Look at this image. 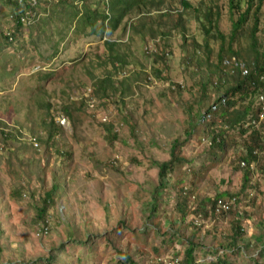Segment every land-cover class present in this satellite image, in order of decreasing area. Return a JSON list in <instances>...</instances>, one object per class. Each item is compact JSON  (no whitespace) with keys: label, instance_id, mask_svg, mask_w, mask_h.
Wrapping results in <instances>:
<instances>
[{"label":"rangeland","instance_id":"rangeland-1","mask_svg":"<svg viewBox=\"0 0 264 264\" xmlns=\"http://www.w3.org/2000/svg\"><path fill=\"white\" fill-rule=\"evenodd\" d=\"M237 1L240 2L241 12L245 11L247 0ZM189 2L193 5L202 2L203 8L210 6L213 11H215L214 5L220 6L223 18L219 29L226 34L238 15L237 11L234 16L228 12V0H189ZM257 2L258 0H254V3ZM91 3L92 0H87L86 4L89 6ZM0 7L3 8V4L0 3ZM154 14L147 15V13L135 11V18L130 20L125 18L112 37V40L120 41V53L127 56L128 60L127 72L124 75H119L117 80L128 77V72H137L140 75L139 83L130 80L131 93L125 99V106L121 110H117L112 103L114 98L100 102L93 100L87 105L80 104L81 101H79L84 92L87 93L88 89H91L90 85H93L91 78L102 77L101 70L97 69V56L103 55V46L99 37L92 36L88 30L83 33L73 32L72 27L65 30L60 21L55 23V30L51 25L47 28L49 38L46 41L40 34V38L34 43L33 34L36 32L34 27L30 31L26 30L27 34L21 33L24 35L16 47L19 54H22L18 56L25 63L20 70H17L16 78L13 81L0 83V119L9 129L15 128L22 132L23 136L20 138L22 143H30L31 129L39 131V115L46 112L54 115L57 107L67 104L70 98L74 104L73 120L68 124L61 125L63 128L59 134L58 148L60 151H68L71 157L63 163L52 148L45 151L44 148L36 147L31 142L32 147L39 148V151L34 154V151L30 149L20 151L19 154L22 158L26 154H33L34 159L39 161L36 164V167L39 168L38 172L29 178L15 179L10 175V172H7V155H4L0 142V247L2 249L0 263L21 264L54 254L57 256V264H109V259L115 257V251L109 244L113 243L115 248H120L126 246L128 242L134 259L140 262L137 252L139 246L136 245V240L145 242L144 247H141L145 252L141 264H148L156 257L165 260L167 257H172L173 253L181 254L180 258L182 257L187 244L175 240L165 250H160L159 255L152 253V245L158 246L159 241L154 239L152 224L144 220L145 212L143 213L147 201L146 191L150 189L148 186L154 184L157 178V170L151 167L150 159L153 157L157 161L167 159V155L157 149L153 143L156 141L159 147L167 148L168 136L183 138L181 131L182 127H185L183 124L186 118L184 106L194 99V95L188 91L191 85V75L186 73L181 63L187 53H184V48L181 47L182 41L177 33L171 37V57L167 62L166 71L162 72L163 76L168 77V81L156 82L152 80V85L142 84L152 65V59H148L143 54V40L132 35L129 28L139 18L147 23L152 21V26H154L156 21L153 16H157ZM251 14L252 10L240 33L245 43L248 42L250 28L253 26ZM257 18L256 37L258 45L263 51L264 0H262ZM175 20L174 18L173 21ZM185 22L187 24L186 36L196 41L197 48L201 52L204 41L199 24L190 18V14ZM37 35L39 36V33H36ZM54 38L57 41L56 45L52 41ZM146 38H150L149 34ZM51 41L52 43H50ZM150 46L151 43L148 42L149 49L152 48ZM20 49L22 51H19ZM54 49L56 55L52 56ZM214 49L216 51L217 46H214ZM6 52L8 51L6 50ZM6 54L0 55V63L12 67L16 60L14 61L11 56ZM80 56L88 63L89 67L91 66L88 75L84 74ZM37 66L42 68L39 74L50 76L36 80L32 71ZM130 75L132 76V74ZM171 84L182 85L183 89L179 90L181 92L179 97L167 95L165 90ZM195 92L196 88L194 87L192 93L195 94ZM8 100L10 108H8ZM39 101L44 103L45 109L38 110L37 103ZM98 104L100 105L97 107ZM20 106L22 107L20 113L13 112L11 109L15 110ZM27 109L30 113L29 119H23ZM56 121L58 122V119ZM131 127L134 129V136L131 135ZM107 129H110L111 133L107 134ZM113 134L116 139H112ZM234 139L238 143L237 137ZM229 144L230 148L225 153V159L213 164L204 161L201 145L189 142L183 148V155L198 156L201 163H206L204 171L196 181L198 194L203 195L207 191L215 190L236 192L239 188V175L232 171L229 162L235 160L234 158L242 150H235L237 145L232 141ZM26 145L24 147H28ZM154 148L155 150H153ZM27 158L22 163H26ZM11 162L14 163V161ZM34 165L35 161L23 166L16 165L12 167V171L21 173L22 168L28 170V166ZM54 175L66 183L67 195L60 196L61 199L56 203L53 214L50 213L48 217L49 228L40 232L39 229L42 225L35 226L33 224L35 213L32 209L34 206L32 195H35L38 200L44 190L51 188ZM257 181L259 189L256 193H252L255 198L254 201L252 200L254 204L251 203V200L249 202L252 207L247 208V199L241 204L243 209L247 208L246 211L252 214V221L249 224L252 227L258 223L264 224V177L258 176ZM12 187L20 190L22 195L19 198L10 199ZM160 199L163 202L161 208H174L175 204L173 201H168L165 193L161 194ZM122 220L126 221L130 231L112 233ZM218 221L224 222L219 218L215 222L217 225L213 221L212 223L207 222L201 227L197 239L202 244V248L196 250V254L199 256L208 254L218 246V236L221 237L220 232L226 230L225 223L222 225V222L218 223ZM220 226H222L221 231L217 232L215 229ZM247 229L249 237L251 234L254 236L262 234L259 227L255 230L250 227ZM182 231L186 237L190 236L197 242L196 237L191 235L192 229L183 228ZM214 231L217 241L212 239ZM72 239H76V242L72 243ZM248 241L251 242V239L249 238ZM80 242H84L85 247L79 246ZM263 242L264 236L261 238V243L263 244ZM146 243L150 245L147 246ZM254 251H247L248 255H246L242 247V252L245 254L240 251L236 256L228 254L227 257L235 260L238 264H252L251 261L256 259ZM245 257H248V260ZM204 260L207 264L210 260L215 259L209 256Z\"/></svg>","mask_w":264,"mask_h":264},{"label":"trees","instance_id":"trees-1","mask_svg":"<svg viewBox=\"0 0 264 264\" xmlns=\"http://www.w3.org/2000/svg\"><path fill=\"white\" fill-rule=\"evenodd\" d=\"M0 3L4 6L0 7V55L7 53L6 55L11 56L14 61L16 60L12 67L0 63L1 84L13 81L16 78L17 70H20L24 65L25 62L18 56L22 54H19L16 46L23 35L27 34L26 30L30 31L32 27L36 28V32L33 34L34 43L40 38V34L46 41L49 38L47 28L51 25L55 30V23L59 21L63 23L65 30L71 27L73 32L78 33L88 30L92 36L99 37L103 46V55L97 56V69L101 70L102 77L94 76L93 79L89 76L93 80V85H90L91 89H88L87 93L84 92L79 100L80 104L84 105L93 100L100 102L114 98L112 103L117 110H121L125 106V99L131 93L130 80L131 82L136 81V83L140 81V75L137 72H128V77L117 80L119 75H124L127 72L128 60L127 56L120 53V41L112 40V37L125 18H128L127 20L135 18V11L147 13V15L151 13L157 15L153 16L156 21L154 26H152V21L147 23L139 18L129 28L132 35L143 40V54L148 59H152V65L142 84H151L152 80L156 82L168 81V77L163 76L162 72L166 71L167 62L171 57V37L177 33L182 41L181 47L184 48V53H187L181 63L186 73L191 75V85L188 91L194 95V99L184 106L186 118L183 124L185 127H182L181 131L183 138L168 136L167 148L159 147L156 141L153 143L157 149L167 155V159L164 161H157L155 157L150 159L151 167L157 170V178L154 184L148 186L150 189L146 191L147 201L143 213L145 212L144 220L152 224L154 232L153 230L151 232L155 234L154 239L159 241L158 246L152 245V253L159 255L160 250H165L175 240L181 243L185 242L187 247L181 258V254L173 253L172 257H167V259H179L180 264H206L203 259L209 256L215 260H210L207 264H238L227 255H238L240 251L242 252V247L246 255H248L247 251H254L256 248L253 252L256 259L250 261L252 264H264V242L261 243V238L264 236V224L258 223L256 226H249L252 214L246 211L247 208L252 207L249 204L250 200L254 204L253 199L255 198L252 193H256L259 189L258 176L264 177V117L260 115L262 107H264V50H261L256 37L257 16L262 0H258L257 3H254V0H247L246 9L242 12L240 2L228 0V12L232 16L235 15V11L238 13L228 34L219 29L223 18L220 6L212 4L215 12L210 6L203 8L202 2L193 5L189 0H92L89 6L86 4L87 0H0ZM251 10L253 26L250 28L248 42L245 43L240 33L243 31V25L248 20ZM189 14L190 18L197 22L202 30L204 43L201 52L197 48L196 41L186 36L187 24L185 21L188 20ZM174 18L175 21H173ZM36 33H39V36H36ZM148 34L149 39L146 38ZM52 41L54 45L57 44L55 38ZM148 42L151 43V49L147 47ZM214 46H217L216 51ZM55 51L54 49L52 56L56 55ZM17 52L18 54H16ZM79 59L82 61L81 65L84 66V74H90L91 66L89 67L83 57L80 56ZM239 64L242 67L238 66ZM41 71L42 68L38 66L36 69L33 68L32 75L36 80L50 76L39 74ZM194 87L196 88L195 94L192 93ZM180 89H183L182 85L171 84L165 91L167 95L177 98L181 94ZM260 97L262 101H259ZM9 103L8 100L7 104L9 105ZM73 107L74 104L69 98L67 104L57 107L54 115L47 112L39 115V131L32 129L30 131L31 138L29 140L32 145L44 148L45 151L52 148L63 163L71 157V154L66 150L60 151L58 148L59 134L63 126L55 120L62 117L68 124L73 120ZM21 108L20 106L18 109H11L13 112L20 113ZM37 108L38 110L45 109L44 103L39 101ZM28 111L29 109L23 119H29ZM106 132L109 134L111 130L107 129ZM130 132L134 136L132 127ZM22 136L19 129H9L0 119V142L4 155H7V172H10V175L15 179L29 178L39 169L36 167L39 161L34 159L33 154H26L24 158L20 157V151L31 149L34 154L39 151V148H33L29 142L22 143L20 141ZM112 136V139H116L114 134ZM234 137H237L238 143ZM231 141L237 145L235 148L233 146L235 150H242L234 158L235 160L229 162L232 171L239 175V188L236 192L215 190L207 191L203 195L198 194L196 181L204 171L206 163H201L198 156L183 155V148L189 142L201 145L204 161L213 164L225 159V153L229 150ZM25 145L28 147H24ZM26 158L27 162L22 163ZM34 161L35 165L28 166V170L22 168L21 173L12 171V167L16 165L23 166ZM13 186L19 189L16 185ZM66 187L64 180L60 181L59 177L54 175L51 188L44 190L38 200L35 195H32L34 203L32 209L35 213L33 224L35 226L42 225H40V232L49 228L48 217L50 213L53 214L56 203L61 199L60 196L67 195ZM16 188L12 187L10 199L19 198L22 195ZM162 193L167 195L168 201H173L175 204L173 209L161 208L163 205L160 199ZM226 198H235L237 207L228 212H216V202ZM246 199L247 208L243 209L241 204ZM219 218L224 222L218 221V223L222 222V225L225 223L226 230L221 231L222 226L215 229L217 232L221 231L220 235H222L218 236V246L208 254L199 256L196 254V250L202 248V244L197 239L201 227L207 222L214 221L215 223ZM215 224L217 225V223ZM245 224L253 230L259 227L262 234L247 236L248 229L245 228ZM183 228L192 229L191 235L196 237L197 242L190 236L186 237L182 231ZM123 231H130V228L126 225V221L122 220L112 233ZM70 235L72 234L70 233ZM212 235L213 241H217L215 231ZM249 238L252 243L248 241ZM246 241L248 242L245 243ZM71 242H76V239H72ZM144 243L141 240H136V245L139 246L137 252L140 262H137L134 259V254H131L129 242L120 248H115L113 243L109 244L115 251V257L109 259V264H141V260L144 258L142 256L145 255L141 248L144 247ZM85 245L84 242L79 243V246L85 247ZM146 245L150 244L146 243ZM56 257L54 254H49L39 257L35 261L21 264H57ZM248 257L245 259L248 260ZM162 259L156 257L148 264H163Z\"/></svg>","mask_w":264,"mask_h":264},{"label":"built area","instance_id":"built-area-1","mask_svg":"<svg viewBox=\"0 0 264 264\" xmlns=\"http://www.w3.org/2000/svg\"><path fill=\"white\" fill-rule=\"evenodd\" d=\"M262 115L264 116V107H262ZM58 122L60 125H64L66 123V121L62 117L58 118ZM236 207L237 206L235 204V198L219 199L216 202V212H228L231 209H235ZM163 264H180V260L179 259H174V260L165 259L163 260Z\"/></svg>","mask_w":264,"mask_h":264},{"label":"clouds","instance_id":"clouds-1","mask_svg":"<svg viewBox=\"0 0 264 264\" xmlns=\"http://www.w3.org/2000/svg\"><path fill=\"white\" fill-rule=\"evenodd\" d=\"M238 66H241L242 67V65H238ZM237 67V66H236ZM263 78H264V74H263ZM261 98V97H260ZM260 98H259V101H262V100H260ZM260 115H261V117H264L263 115H262V112H260ZM59 123V122H58Z\"/></svg>","mask_w":264,"mask_h":264}]
</instances>
